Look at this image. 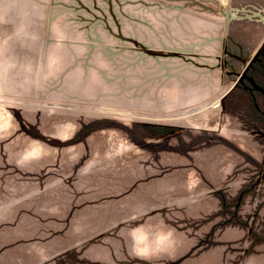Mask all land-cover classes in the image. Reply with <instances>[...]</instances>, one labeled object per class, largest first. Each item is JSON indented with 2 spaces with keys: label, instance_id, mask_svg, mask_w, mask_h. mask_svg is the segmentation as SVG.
<instances>
[{
  "label": "rangeland",
  "instance_id": "374dc122",
  "mask_svg": "<svg viewBox=\"0 0 264 264\" xmlns=\"http://www.w3.org/2000/svg\"><path fill=\"white\" fill-rule=\"evenodd\" d=\"M258 88L264 0H0V264H264Z\"/></svg>",
  "mask_w": 264,
  "mask_h": 264
},
{
  "label": "clouds",
  "instance_id": "9594fccd",
  "mask_svg": "<svg viewBox=\"0 0 264 264\" xmlns=\"http://www.w3.org/2000/svg\"><path fill=\"white\" fill-rule=\"evenodd\" d=\"M130 236L135 237L136 236L135 232L131 233ZM139 240H142V237H136L133 240V245H134V247H136L137 250H141L139 248V244H138ZM164 242H166L169 246H171L175 243V237L173 236V234L171 232H167L164 235L158 236L156 238V241H155V243L157 245L164 243Z\"/></svg>",
  "mask_w": 264,
  "mask_h": 264
},
{
  "label": "water",
  "instance_id": "95a60500",
  "mask_svg": "<svg viewBox=\"0 0 264 264\" xmlns=\"http://www.w3.org/2000/svg\"><path fill=\"white\" fill-rule=\"evenodd\" d=\"M260 91H263L264 92V89H262V88H258Z\"/></svg>",
  "mask_w": 264,
  "mask_h": 264
}]
</instances>
